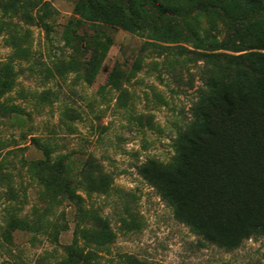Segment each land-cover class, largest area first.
Segmentation results:
<instances>
[{
	"label": "rangeland",
	"instance_id": "rangeland-1",
	"mask_svg": "<svg viewBox=\"0 0 264 264\" xmlns=\"http://www.w3.org/2000/svg\"><path fill=\"white\" fill-rule=\"evenodd\" d=\"M21 1L32 19L22 8L4 12L9 0H0V64H11L15 75L0 103L19 109L0 111V264H59L83 225L75 206L39 180L34 164L45 155L32 139L70 174L93 157L111 175L105 193L78 190L85 208L106 219L114 234L97 252V264H264V236L235 249L203 241L139 172L147 160H174L175 141L192 118L201 86L195 66L188 73L169 65L170 51L145 47L153 42L148 29L130 31L76 13L103 4L125 10L122 0ZM135 4L149 26L159 21L146 0ZM168 9L181 25L207 24L189 0H171ZM88 48L99 62L92 82L82 65L92 55L85 54ZM136 61V72L110 82L114 69L129 73Z\"/></svg>",
	"mask_w": 264,
	"mask_h": 264
},
{
	"label": "trees",
	"instance_id": "trees-1",
	"mask_svg": "<svg viewBox=\"0 0 264 264\" xmlns=\"http://www.w3.org/2000/svg\"><path fill=\"white\" fill-rule=\"evenodd\" d=\"M122 1L125 10L103 4L82 6L76 13L130 31L150 30L153 42L145 47L151 44L170 51L174 59L169 65L188 73L194 65L201 82L192 118L175 141L174 160L169 164L147 160L139 166L140 174L172 207L175 218L203 241L235 249L245 239L264 236V0H189L194 10L206 15L205 27L181 25L168 9L171 0H146L159 19L149 26L137 14L135 0ZM8 3L2 6L4 12L18 13L22 8V14L32 19L26 3ZM47 7L43 3L44 14ZM170 15L173 18L163 25ZM41 24L50 31L43 17ZM88 51L92 55L82 65L92 82L99 62L94 49H86L85 54ZM140 64L136 61L129 73L114 69L110 82L115 85ZM14 83L12 65L0 64V102ZM0 111L11 114L19 109L0 103ZM32 142L45 155V160L34 164L39 180L71 202L83 224L75 240L64 247L65 258L59 264H97V252L112 242L114 234L106 219L85 208L78 190L86 195L105 193L111 175L93 157L70 174L62 162L51 161L46 145L37 139Z\"/></svg>",
	"mask_w": 264,
	"mask_h": 264
}]
</instances>
